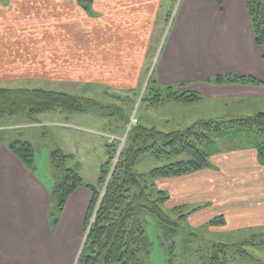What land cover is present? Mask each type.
Wrapping results in <instances>:
<instances>
[{
	"label": "crops",
	"instance_id": "obj_1",
	"mask_svg": "<svg viewBox=\"0 0 264 264\" xmlns=\"http://www.w3.org/2000/svg\"><path fill=\"white\" fill-rule=\"evenodd\" d=\"M93 1L92 16L77 0L0 3V18L8 20L0 27V79L49 78L133 89L155 64L163 85L188 83L185 90L202 94L200 103L180 106L195 112L190 122L213 120L208 104L239 107L233 108L238 112L233 117L264 112V46L255 42L245 0H215L220 7L214 0H182L162 47L153 46L160 0ZM148 56L151 65L146 66ZM226 73L252 76L261 85L208 82ZM15 116L0 118V264H77L93 193L78 188L53 226L51 193L56 183H45L35 171V160L34 167H27L10 149L18 140L33 142L30 137L15 139L10 132L2 137L3 131L18 126L8 124ZM212 162L205 170L157 181L170 196L167 209L209 203L190 220L200 226L223 216L233 227L264 224L259 216L264 201L250 202L246 195L248 187L263 184L257 151L222 152ZM70 168L87 184H97L96 177L83 175L79 164Z\"/></svg>",
	"mask_w": 264,
	"mask_h": 264
},
{
	"label": "trees",
	"instance_id": "obj_2",
	"mask_svg": "<svg viewBox=\"0 0 264 264\" xmlns=\"http://www.w3.org/2000/svg\"><path fill=\"white\" fill-rule=\"evenodd\" d=\"M77 3L88 15L94 14L93 0H77ZM245 4L255 42L264 46V0H245ZM208 82L216 85H261L252 76L241 77L235 73H226ZM188 87V83L162 86L153 71L147 87V100L153 106L162 102L195 105L203 101L200 92L185 90ZM95 108H98L95 100L64 92L41 88H0V118L25 112L32 121H36V115L46 111L60 109L72 114ZM226 134L240 139L250 134L264 138V112L227 121L199 120L185 130L170 133L136 124L121 151L120 143L118 145L115 140L107 144L108 160L101 167L96 185L87 184L78 171L66 167V161L72 159V155H65L60 149L53 152L55 167L63 170V179L55 184L51 193L52 225L58 224L68 199L78 188L86 187L93 193L86 215V237L77 264H148L151 245L142 220L143 213L156 216L165 227L178 226L162 208L170 196L161 190L156 197L152 188L156 189L160 179L210 168L214 138ZM10 149L23 164L32 166L35 149L31 143L18 140L10 145ZM257 153L262 163L260 157L264 160V142L257 148ZM146 154L158 159L184 158L143 174L137 166ZM220 224H225L224 219L216 218L211 222L213 226ZM170 231L175 232V229ZM231 249L239 256L248 255L244 245L214 244L209 264H228Z\"/></svg>",
	"mask_w": 264,
	"mask_h": 264
},
{
	"label": "rangeland",
	"instance_id": "obj_3",
	"mask_svg": "<svg viewBox=\"0 0 264 264\" xmlns=\"http://www.w3.org/2000/svg\"><path fill=\"white\" fill-rule=\"evenodd\" d=\"M12 1L15 0H0V3L7 5ZM181 1H159L160 13L154 28L153 46L159 43L162 47L169 39L173 28L171 26L175 25L184 0L182 3ZM213 4H215V0ZM217 5L220 7L221 3ZM217 5L215 4V6ZM6 23L8 20L1 17L0 27H4ZM150 59L148 56L146 66L151 65L149 64ZM151 67L150 71L144 74L139 86L133 89L114 88L105 83L67 82L49 78L0 79V88H41L93 99L98 104L97 109L72 114L60 109L46 111L36 115V121H32V118L25 112L18 113L15 120L11 119L8 122L10 126H18H14L9 131H3L2 137L6 139L9 132L15 139L30 137L35 149L34 160L38 166L36 167L33 162L31 167L35 166L36 173L50 186L63 179V170L55 167L53 157H51L52 152L57 149L63 150L65 155H74L72 159H67L66 167L70 168L72 163L79 164L83 169V175L89 179L93 177L99 179L100 167L108 160L107 144L115 140L118 145L120 143V147L124 146L134 125L140 124L142 127L156 128L170 133L185 130L193 124L188 119L189 117L193 118L195 112L180 107L185 104L162 102L153 106L151 101L147 100L149 98L147 92L149 82L147 83V81L148 78L151 79L155 64ZM159 82L165 86L161 81ZM233 108L239 109L233 104L227 109L210 104L206 106L207 114L215 116L213 119L215 121H227L234 118L235 109L233 110ZM235 113L238 114L236 110ZM26 122L34 125L27 126ZM5 127H9V125H5ZM214 140L215 143L210 150V153L213 152L210 158L212 165L213 156L217 154L245 149L257 151V148L264 142L262 136L255 134L246 135L242 139L226 134L215 137ZM120 147L119 151L122 148ZM183 158L158 159L152 154H146L140 159L137 169L140 173L147 174L155 168L177 162ZM260 159L262 163L259 160V164L264 167V160L261 157ZM262 177L263 184L260 182L256 187H248L246 190L250 202L252 200L264 201V173H262ZM161 190L159 186H156V189L153 187L151 191L157 197ZM208 206L209 203L196 206L187 205L172 212V209L168 210L164 203L163 210L178 224L174 228L161 225L156 216L144 212L142 220L151 245L148 264H209L214 244L245 246L248 255L239 256L234 249H231L228 253V264H264V224L233 227L223 216L213 218L224 219L225 224L217 226L211 225L213 219L200 226L190 220L192 215ZM261 206L264 208V202ZM259 216L260 220L264 221V210L259 211ZM171 229H175V232H171Z\"/></svg>",
	"mask_w": 264,
	"mask_h": 264
},
{
	"label": "water",
	"instance_id": "obj_4",
	"mask_svg": "<svg viewBox=\"0 0 264 264\" xmlns=\"http://www.w3.org/2000/svg\"><path fill=\"white\" fill-rule=\"evenodd\" d=\"M150 77V76H149ZM150 81V78H148V81H147V83ZM126 139V138H125ZM123 145H121V147H122ZM120 147V148H121ZM123 148V147H122ZM122 148L120 149V151L122 150Z\"/></svg>",
	"mask_w": 264,
	"mask_h": 264
}]
</instances>
